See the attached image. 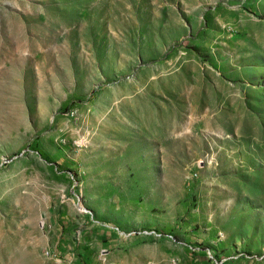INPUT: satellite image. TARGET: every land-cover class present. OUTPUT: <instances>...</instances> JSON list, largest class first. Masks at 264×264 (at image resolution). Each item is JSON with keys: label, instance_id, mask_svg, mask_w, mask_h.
<instances>
[{"label": "rangeland", "instance_id": "374dc122", "mask_svg": "<svg viewBox=\"0 0 264 264\" xmlns=\"http://www.w3.org/2000/svg\"><path fill=\"white\" fill-rule=\"evenodd\" d=\"M60 258L264 264V0H0V264Z\"/></svg>", "mask_w": 264, "mask_h": 264}, {"label": "built area", "instance_id": "2783aa9c", "mask_svg": "<svg viewBox=\"0 0 264 264\" xmlns=\"http://www.w3.org/2000/svg\"><path fill=\"white\" fill-rule=\"evenodd\" d=\"M46 253L49 254V251H46ZM61 260L63 264H74L71 259H61Z\"/></svg>", "mask_w": 264, "mask_h": 264}]
</instances>
